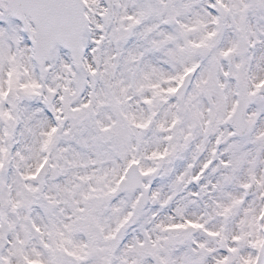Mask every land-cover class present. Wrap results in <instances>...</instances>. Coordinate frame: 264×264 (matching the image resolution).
<instances>
[{"label": "snow or ice", "instance_id": "6c2138e0", "mask_svg": "<svg viewBox=\"0 0 264 264\" xmlns=\"http://www.w3.org/2000/svg\"><path fill=\"white\" fill-rule=\"evenodd\" d=\"M0 264H264V0H0Z\"/></svg>", "mask_w": 264, "mask_h": 264}]
</instances>
